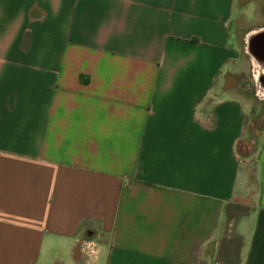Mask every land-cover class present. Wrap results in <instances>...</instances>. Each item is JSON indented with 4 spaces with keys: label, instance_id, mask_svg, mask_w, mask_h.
I'll list each match as a JSON object with an SVG mask.
<instances>
[{
    "label": "crops",
    "instance_id": "1",
    "mask_svg": "<svg viewBox=\"0 0 264 264\" xmlns=\"http://www.w3.org/2000/svg\"><path fill=\"white\" fill-rule=\"evenodd\" d=\"M250 2L0 0V264H264Z\"/></svg>",
    "mask_w": 264,
    "mask_h": 264
},
{
    "label": "rangeland",
    "instance_id": "2",
    "mask_svg": "<svg viewBox=\"0 0 264 264\" xmlns=\"http://www.w3.org/2000/svg\"><path fill=\"white\" fill-rule=\"evenodd\" d=\"M254 3H256L258 7V16L259 18H256L255 15V6L253 2L248 3L247 5L238 6L236 7L235 15L244 14L248 17V21L252 25H260L261 27H258L254 29L253 31H248V24L241 29L239 32V38L242 41L241 44V50H240V57L238 59V64L235 67V71H239L243 73V78H237L234 81V87L237 92H239L244 98L249 101V103L252 106V115H251V123H255L253 126H251L250 132L248 133V136L240 144V152L242 156H248L250 158L254 157L255 151L258 146V142L254 143L250 140L251 136H257L258 135V126L261 124V122L264 120V115L262 113L264 102L259 101V97H261L258 93L259 91V84L260 82L257 81L254 77V67L256 61H258L262 66H264V61L258 57L255 54V45H250L248 38L250 32H261L262 29H264V0H251ZM242 3V1L240 2ZM255 37V36H254ZM264 77L262 78V80ZM255 162L253 161V173H255ZM252 196H256V193H253ZM246 212V207L239 206V207H232L228 211V220L230 222H235L236 220V227L238 229L240 228H247L249 226V221L245 215H243ZM231 224V223H229ZM239 239L236 237H232L231 240L225 239L221 244V255L222 260L224 262L232 263L238 260L239 252Z\"/></svg>",
    "mask_w": 264,
    "mask_h": 264
},
{
    "label": "bare ground",
    "instance_id": "3",
    "mask_svg": "<svg viewBox=\"0 0 264 264\" xmlns=\"http://www.w3.org/2000/svg\"><path fill=\"white\" fill-rule=\"evenodd\" d=\"M261 32L264 33V29L261 30ZM255 35H257L256 32H252L249 34V38H248L249 43H251V40ZM254 77L257 81L260 82L258 93L261 97H264V79L262 80V78L264 77V66H262L258 61H256L254 67Z\"/></svg>",
    "mask_w": 264,
    "mask_h": 264
},
{
    "label": "water",
    "instance_id": "4",
    "mask_svg": "<svg viewBox=\"0 0 264 264\" xmlns=\"http://www.w3.org/2000/svg\"><path fill=\"white\" fill-rule=\"evenodd\" d=\"M255 45L254 52L264 61V33L260 32L251 40L250 45Z\"/></svg>",
    "mask_w": 264,
    "mask_h": 264
},
{
    "label": "trees",
    "instance_id": "5",
    "mask_svg": "<svg viewBox=\"0 0 264 264\" xmlns=\"http://www.w3.org/2000/svg\"><path fill=\"white\" fill-rule=\"evenodd\" d=\"M252 113V112H251ZM263 115H264V107H263V111H262ZM251 120V119H250ZM255 124V123H254ZM250 131H248L249 133ZM258 135L257 136H251L250 140L253 141L254 143H259V140L264 132V120L261 122V124L258 126Z\"/></svg>",
    "mask_w": 264,
    "mask_h": 264
},
{
    "label": "built area",
    "instance_id": "6",
    "mask_svg": "<svg viewBox=\"0 0 264 264\" xmlns=\"http://www.w3.org/2000/svg\"><path fill=\"white\" fill-rule=\"evenodd\" d=\"M88 245V251L90 252V254L95 255L97 251L96 244L94 242H89Z\"/></svg>",
    "mask_w": 264,
    "mask_h": 264
}]
</instances>
